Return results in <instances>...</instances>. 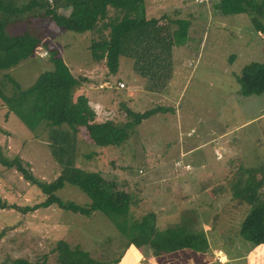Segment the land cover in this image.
Listing matches in <instances>:
<instances>
[{
	"label": "rangeland",
	"instance_id": "rangeland-1",
	"mask_svg": "<svg viewBox=\"0 0 264 264\" xmlns=\"http://www.w3.org/2000/svg\"><path fill=\"white\" fill-rule=\"evenodd\" d=\"M196 2L201 3L200 0L145 2L147 17L158 18L175 8L193 13L198 19L191 21L193 33L190 36L200 38L202 32L207 39L203 44L195 39L188 42V47L173 49L176 72L171 85L162 93L147 92L144 78L134 71L133 61L126 57L119 58L118 72L110 76L106 54L100 50L93 56L90 51L96 35L57 31L50 21L39 23L46 44L36 52L44 58L31 57L9 74L21 88L29 87L40 73L52 69L51 59L45 54L55 50L75 77L86 79L74 90V97L79 94L87 97L96 121L126 122L125 108L140 113L158 106L173 108L174 112H158L142 121L119 148L98 149L84 137L83 131L77 133L74 161L82 168L114 174L118 181H126L125 189L144 201L140 203L143 213L155 214L158 224L170 223L181 232V239L193 235L194 240L188 241L196 245L203 235L209 243L207 230L211 229L221 239L219 244L229 249L238 243L240 224L249 212L243 201L245 195L237 198L230 187H244L250 180L246 170L264 166V93L250 98L235 95V76L245 64L264 62V37H259L246 16H221L214 5H211L212 11L210 5L208 9H202V5L198 6L201 9H196L193 7ZM25 28L19 26L21 30ZM106 34L103 37L107 38ZM192 68L197 73L192 75ZM128 77V86L119 81ZM119 82L124 84L122 90L127 93L112 97L114 94L109 92L108 85L117 87ZM10 89L6 85V93ZM5 110L0 108V155L9 160L17 157L27 163L33 177L42 182L53 181L59 165L51 155L52 140L48 130L70 131V128L65 125L49 128L44 123L31 132ZM224 132L226 135L218 140L224 147L213 143L188 156L190 169L182 166L183 161L172 163L176 156L174 149L189 148L195 142L203 144L207 138L222 136ZM214 153L220 154L222 159L216 158ZM178 162L181 166L176 165ZM260 176L256 174L254 180ZM58 195L78 205L89 203L84 194L68 185ZM42 199L39 190L21 173L0 162L2 202L32 206ZM0 234V264L15 260L42 264L40 261L44 258L49 261L44 264H56L51 250L60 240L71 246L78 244L95 258H98L96 251L101 250L105 262L113 259L122 238L100 212L90 219L53 206L26 214L0 207ZM225 251L218 249L211 255L216 262L224 263L226 260L220 253L226 255ZM119 257L118 254L114 260L119 261ZM247 264H264V246L247 255Z\"/></svg>",
	"mask_w": 264,
	"mask_h": 264
},
{
	"label": "trees",
	"instance_id": "trees-1",
	"mask_svg": "<svg viewBox=\"0 0 264 264\" xmlns=\"http://www.w3.org/2000/svg\"><path fill=\"white\" fill-rule=\"evenodd\" d=\"M145 2L147 0H0V108H6L7 113L15 115L31 132L44 123L49 128L61 125L70 128V131L48 130L52 140L51 155L59 165L57 176L49 183L34 178L29 165L19 158L9 160L0 155V162L6 168L14 167L43 197L41 202L32 206L7 204L0 200V207L26 214L53 206L90 219L100 212L113 224L125 245H148L156 255L184 249L211 255L214 249H222L226 250L227 257L235 259L228 264H247L248 253L264 246V166L246 170L250 180L244 187H230L235 190L237 198L245 195L243 201L249 209L240 224L239 246L228 254L226 247L218 244L220 239L215 232H211L212 242L210 237H207L208 243L201 235L199 243L191 244L188 240H194L193 235L185 237L186 240L181 239V232L172 228L170 223L158 224L153 213H143L140 203L144 204V201L125 189L126 181H118L114 174L82 168L74 161L77 133L83 131L84 137L98 149L119 148L142 121L158 112H174L173 108L158 106L143 113L125 108L126 122L96 121L89 110L87 97L83 94L74 97V90L81 87L86 79L75 77L55 50L51 54L47 51L45 55L51 59L52 69L40 73L29 87L21 88L9 74L11 69L31 57L44 58L36 52L38 47L46 44L39 23L50 21L57 31L96 35L97 38L91 41L90 51L93 56L100 50L106 54L110 76L117 74L119 58L127 57L133 61L134 71L144 78L147 92H164L173 72V49L188 47V42L195 41L189 32H193L192 19H198V16L175 8L158 18L147 17ZM200 5L202 9L214 5V10L221 16H246L253 30L259 32L263 39L264 0H205L199 4L196 2L193 7L199 9ZM209 14L214 15L212 12ZM20 25L26 28L21 30ZM104 33H107V38L103 37ZM237 80L241 96L262 95L264 62L245 64ZM6 85L11 88L7 93ZM108 86L109 92L114 94L112 97L127 93L122 90L124 87ZM122 107L126 106L122 104ZM258 173L261 176L256 181ZM67 185L84 194L89 203L78 205L59 197L58 192ZM215 190L213 188V192ZM176 239L181 240L175 242ZM51 253L55 254L56 264H105L78 244L71 246L63 240L55 243ZM10 264L36 263L15 260Z\"/></svg>",
	"mask_w": 264,
	"mask_h": 264
},
{
	"label": "crops",
	"instance_id": "crops-1",
	"mask_svg": "<svg viewBox=\"0 0 264 264\" xmlns=\"http://www.w3.org/2000/svg\"><path fill=\"white\" fill-rule=\"evenodd\" d=\"M204 7H206V6H204ZM87 33H89V32H87ZM190 34H191V32H189V35ZM204 34L205 33L201 32V37L195 38L198 40L200 39V44H203L204 39H205V41L207 40L206 37L203 36ZM244 44L247 45V43H244ZM174 54H175V51L173 53V57H174ZM194 68H192V70H191L192 75L197 73V72H194ZM175 72H176V69L173 66V72H172L170 80L168 81V84H167L168 86L171 85V81L175 75ZM128 79H130V77L126 78L125 80L119 79V81L126 82V84L128 86ZM235 80H236L237 87H236V91L234 93H235V95H237V94L240 95V84L237 80V75L235 76ZM252 96H255V95H252ZM242 97H244V96H242ZM247 98H250V96H247ZM88 104H89V102H88ZM1 110H2V108H1ZM3 111H4V109H3ZM5 112H6V110H5ZM6 120H7V118L5 119V122H6ZM225 135H226V133L224 132L222 134V136L218 135L219 137H216V138L215 137H211L210 139L207 138L203 144L198 145V144H195L196 143L195 142L192 145H190L191 147H189V148L187 146H185L182 148L180 147V148L174 149V151L176 152V156H175V158H173L172 163L174 164L176 161H183V162H185L184 164L191 165V164H189V162H187L188 156L190 154L198 151L200 148H205L209 144H213V143L214 144L216 143V145H218L220 147H224L223 142L221 141L219 143L218 140H221V138H223ZM203 146H205V147H203ZM177 152H178V154H177ZM154 216H155V214H154ZM158 222H159V220H158ZM211 232H213L211 229L207 230V237L208 238L210 237V242H212V240L214 239V238H211L213 236V234ZM239 239H240V237H238V243H239ZM238 243L231 245V248L227 249V251H229L228 254L231 253L234 250V248L239 246ZM114 246L117 247L116 245H114ZM212 246H213V244H212ZM215 250H218V249H214L213 251H215ZM152 252L153 251L147 245L140 248V247H135L132 244L131 245H127V244L125 245L124 243L121 242V240H119L118 241V248L114 250L115 256L111 260H106L105 264H228V263H230V261L231 262L235 261V259H230V257H227L224 253H220L221 257H222V255L225 256L226 262L219 263V262H216V260L212 257V255L208 254L207 252L206 253H198V252H194L190 249L179 250L176 252H171V253L161 254V255H156ZM103 254L104 253L101 250L96 251V256L100 259H102ZM118 254L120 255V257H119L120 260L119 261L114 260V258ZM106 258H107V256H106ZM47 260H48V258L47 259L44 258L40 262L42 264H44L45 262L49 263V261H47Z\"/></svg>",
	"mask_w": 264,
	"mask_h": 264
},
{
	"label": "built area",
	"instance_id": "built-area-1",
	"mask_svg": "<svg viewBox=\"0 0 264 264\" xmlns=\"http://www.w3.org/2000/svg\"><path fill=\"white\" fill-rule=\"evenodd\" d=\"M201 1V3L203 2V1H205V0H200ZM46 55V54H45ZM118 86H119V88L121 89V88H123L124 87V84L122 83V82H119L118 83ZM217 152V151H216ZM220 153V152H219ZM215 154V153H214ZM215 156H216V158H219L220 159V154H215ZM176 165H178V166H181V162H178V163H176ZM182 166H184L185 168H189L190 169V165H188V164H182Z\"/></svg>",
	"mask_w": 264,
	"mask_h": 264
},
{
	"label": "water",
	"instance_id": "water-1",
	"mask_svg": "<svg viewBox=\"0 0 264 264\" xmlns=\"http://www.w3.org/2000/svg\"><path fill=\"white\" fill-rule=\"evenodd\" d=\"M222 257L226 260V258H225V256L224 255H222Z\"/></svg>",
	"mask_w": 264,
	"mask_h": 264
},
{
	"label": "bare ground",
	"instance_id": "bare-ground-1",
	"mask_svg": "<svg viewBox=\"0 0 264 264\" xmlns=\"http://www.w3.org/2000/svg\"><path fill=\"white\" fill-rule=\"evenodd\" d=\"M224 260V258H222Z\"/></svg>",
	"mask_w": 264,
	"mask_h": 264
}]
</instances>
